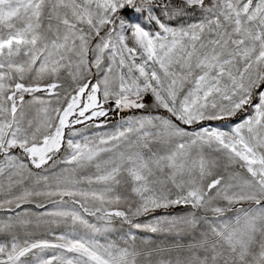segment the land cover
I'll return each mask as SVG.
<instances>
[{"label": "snow or ice", "instance_id": "1", "mask_svg": "<svg viewBox=\"0 0 264 264\" xmlns=\"http://www.w3.org/2000/svg\"><path fill=\"white\" fill-rule=\"evenodd\" d=\"M0 213V264H264V0H0Z\"/></svg>", "mask_w": 264, "mask_h": 264}, {"label": "rangeland", "instance_id": "2", "mask_svg": "<svg viewBox=\"0 0 264 264\" xmlns=\"http://www.w3.org/2000/svg\"><path fill=\"white\" fill-rule=\"evenodd\" d=\"M149 99V102H150V97L148 98ZM79 127V126H78ZM25 207H32V206H30V205H25ZM49 208L51 207V205H49L48 206ZM35 211H41V210H39V209H34ZM0 216H3V213H0ZM158 239H162V238H158ZM171 238H169V240H170Z\"/></svg>", "mask_w": 264, "mask_h": 264}]
</instances>
